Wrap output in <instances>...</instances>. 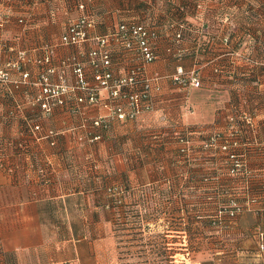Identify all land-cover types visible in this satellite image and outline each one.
Here are the masks:
<instances>
[{
    "label": "crops",
    "instance_id": "obj_1",
    "mask_svg": "<svg viewBox=\"0 0 264 264\" xmlns=\"http://www.w3.org/2000/svg\"><path fill=\"white\" fill-rule=\"evenodd\" d=\"M80 4L96 20L91 35L131 22L160 33L154 44L159 58L147 67L159 87L151 94L152 111L106 129L94 126L107 115L106 90L101 105L79 104L87 94L76 90L71 61L86 67L95 85L88 58L97 44L67 46L61 39L82 15ZM176 11L187 22L183 40L174 27ZM0 22V68L10 76L0 88V264H113L115 211L123 223L141 179L136 163L154 159L172 167L173 157L162 148L183 147L182 137L198 148L215 142L213 151L193 157L196 166L209 164L194 171L196 184L204 188L199 180L209 174L211 187L245 207L218 227L230 244L202 249L186 264H264V63L253 60L249 0H0ZM114 49V75L124 76L134 53L122 45ZM50 67L57 73L52 80L64 77L68 92L65 106L46 113L36 81ZM182 67L202 86H179ZM88 134L103 139L79 141ZM235 140L231 152L241 166L232 174L229 153L222 157L217 148ZM115 186L125 189L120 203L108 191Z\"/></svg>",
    "mask_w": 264,
    "mask_h": 264
},
{
    "label": "rangeland",
    "instance_id": "obj_2",
    "mask_svg": "<svg viewBox=\"0 0 264 264\" xmlns=\"http://www.w3.org/2000/svg\"><path fill=\"white\" fill-rule=\"evenodd\" d=\"M249 1L251 28L261 30L264 28V0ZM178 17L174 27H179L182 30L184 23L181 16ZM257 37L260 39L257 42L252 38L253 60L254 56H258L260 60H255V62L261 67L260 64L264 63V33L257 34ZM177 39L180 40L178 37ZM244 54H249V52ZM182 70V77L186 82L179 83V86H184L191 81L184 68ZM53 75H57V73ZM199 80L202 85L201 79ZM37 83H39L38 80ZM53 83L57 84L58 81H53ZM39 88L41 89V87ZM41 96L40 93L39 98ZM97 105H101V98ZM58 106L53 107L52 112ZM104 109L107 115L103 119L109 122V126H111L112 121L118 119H110L108 110ZM54 134L50 131L47 136L51 137ZM182 140L184 142L183 148L189 150L186 153L187 156L178 151L180 147L176 150L172 146L167 147V150L162 148L163 153H168L170 157H173L171 160L172 167L168 164L166 167L164 165L159 167L155 164L154 159L140 160L136 163L141 179L133 194L134 196L128 199L129 207L126 209L128 215L123 223L117 221L119 218H117V207L115 206L116 227L113 237L117 257L114 258L113 264H186L202 249L213 248L223 242L230 244L231 236L224 235V238L221 239L217 233L218 227L223 226V221L232 220L238 216L231 217L229 215V211L235 208V205L231 204L232 202H236L239 207L243 208L239 212L240 214L243 213L245 207L240 206L238 200L232 198L230 192H220L211 187L213 178L209 174L199 180L204 183V188L201 187L202 184H196L198 180L194 176V171H202V169L209 167V164L196 166L193 161L195 153L204 152L206 154L213 151L216 144L210 146V142H206L198 148L192 143L188 144L190 139L187 137H182ZM79 141L82 142L83 140L80 138ZM221 146L217 148V153L224 157L225 151L221 149ZM160 172L166 174L170 181L158 182L146 187L140 186L150 181L149 176L154 178ZM216 199L221 202L219 206L214 205ZM196 215L199 216L198 220L193 218ZM189 217L193 219L189 220ZM263 246L264 242L261 247L262 250H264Z\"/></svg>",
    "mask_w": 264,
    "mask_h": 264
},
{
    "label": "built area",
    "instance_id": "obj_3",
    "mask_svg": "<svg viewBox=\"0 0 264 264\" xmlns=\"http://www.w3.org/2000/svg\"><path fill=\"white\" fill-rule=\"evenodd\" d=\"M82 15L71 20L70 26L61 39V43L67 46L81 45L85 42L94 41L97 46L93 49L88 58L89 67L93 71V79L95 85H91L87 79L86 70L82 64L76 61H71L73 70L77 79L76 90L81 91L87 96L80 97V104L89 102L97 105L100 103V92L106 90L110 94L111 102L105 103L103 106L109 112V118L112 120L132 121L139 116L153 110L151 94L153 90H159L155 85L153 78L148 77L147 67L155 63L159 55L154 46L158 40L159 33L145 24L123 23L118 26L113 32L104 35H91V30L96 27V20L87 11L85 4L78 5ZM20 23L24 24V20L20 19ZM2 23L0 22V26ZM180 37V35H179ZM116 45H122L128 52L134 53V64L131 65L129 72L124 76H116L113 72V56ZM54 52L50 50L44 62L50 64ZM23 57L26 54H22ZM43 60L40 62L42 63ZM56 73L54 67L42 74L39 78L38 85L41 87L40 103L42 110L50 113L52 108L65 105V96L68 92V86L64 77L61 82L53 83L51 76ZM183 74L182 68L178 70L175 80L181 81ZM29 73L23 76V81H27ZM10 82V76L6 69L0 68V88ZM191 85L198 88L201 86L200 80L197 77H192ZM95 127H109V122L105 119L96 120ZM41 130L40 126H35L34 131ZM52 134V133H51ZM92 141L102 140L100 135L89 136ZM84 140V138H81ZM214 143L209 144L212 146ZM235 142L232 146H237ZM221 149L230 151V145L224 144ZM230 159L235 164L233 172H236L241 166L236 154H231ZM236 207V206H235ZM264 247V246H263Z\"/></svg>",
    "mask_w": 264,
    "mask_h": 264
},
{
    "label": "trees",
    "instance_id": "obj_4",
    "mask_svg": "<svg viewBox=\"0 0 264 264\" xmlns=\"http://www.w3.org/2000/svg\"><path fill=\"white\" fill-rule=\"evenodd\" d=\"M198 8V7H197ZM178 10V9H177ZM175 14H178V15H176L175 16ZM177 16H179L178 18H180V16H181V14L178 12V11H176V12H174V18L175 19H177ZM181 18H182V16H181ZM178 20H181V19H178ZM182 22L184 23V24H186L187 22L186 21H184L183 20V18H182ZM151 28V27H150ZM179 28V27H178ZM153 30H155L156 32H157V30L155 29V28H152ZM184 29V28H183ZM180 30V29H179ZM251 30H252V38L254 39V40H256V42L257 41H259L260 39H259V37H257V34H260L261 32H263L264 33V28L263 29H261V30H259V29H252L251 28ZM158 33V32H157ZM179 35H180V37H179ZM159 36H160V33H159ZM177 36H178V38H180V39H184L185 38V33L182 31V30H180L179 31V33L177 34ZM158 39H159V37H158ZM254 63H256L255 62V60H254ZM181 81H177L178 83H185L186 81H184V79H183V77H182V75H181ZM199 79V78H198ZM190 80H191V77H190ZM191 83V82H190ZM201 83V82H200ZM187 84H189V83H186V84H184V85H187ZM202 86V85H201ZM152 101V100H151ZM152 105H153V102H152ZM154 109V108H153ZM140 117V116H139ZM105 128V127H104ZM110 128V126L107 128V129H109ZM89 136H94V135H91V134H88V136H86V135H84V136H80V137H78V138H84V140L83 141H85V140H87V141H90V142H95V141H92L90 138H89ZM235 142H237L236 140L235 141H227V143H224V144H229L230 145V148L232 149V148H234L232 145L235 143ZM188 143V142H187ZM211 143H214L215 144V142H213V141H211L209 144H211ZM238 143V142H237ZM189 144V143H188ZM224 144H222V146L224 145ZM186 145V144H185ZM213 146V145H212ZM221 146V147H222ZM230 149V151H225V152H227V153H229V160H230V163H231V165H232V169H231V173H232V170L234 169V166H235V164L233 163V161L230 159V155L231 154H236L237 155V153H234V152H231L232 150ZM179 151L181 152V153H183L185 156H187L186 155V153H188L189 152V150L187 149V148H183V147H181L180 149H179ZM224 151V150H223ZM237 157H238V155H237ZM239 160V159H238ZM240 161V160H239ZM237 172V171H236ZM236 172H233L232 174H236ZM151 181L148 183V185H153V184H156V183H158V182H163V181H165V182H169L170 181V179H168L167 178V175L166 174H162V173H159V175L158 176H155L154 178H151L150 179ZM147 184H142V185H140V186H142V187H146V186H148ZM173 186V185H172ZM108 191L112 194V195H116L117 197H119V195H121L122 193H124L125 192V189L123 188V187H121V186H119V187H117V186H115V187H110L109 189H108ZM121 197H119L117 200H116V202L117 203H120V201H121V199H120ZM232 205L234 204L235 206V208L234 209H232L231 211H229V215L231 216V217H236L237 215H238V213L243 209V208H241V207H239V205L238 204H236V202H232L231 203ZM240 206H241V204H240ZM230 207H231V205H230ZM232 208V207H231ZM240 214V213H239ZM193 218H195L196 220H198L197 218H199V216L198 215H196V217L194 216ZM193 218H191V217H189V220H191V219H193ZM237 218V217H236ZM187 220H188V218H187Z\"/></svg>",
    "mask_w": 264,
    "mask_h": 264
}]
</instances>
